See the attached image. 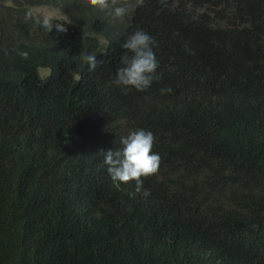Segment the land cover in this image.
Returning <instances> with one entry per match:
<instances>
[{
	"label": "trees",
	"instance_id": "trees-1",
	"mask_svg": "<svg viewBox=\"0 0 264 264\" xmlns=\"http://www.w3.org/2000/svg\"><path fill=\"white\" fill-rule=\"evenodd\" d=\"M109 4L0 0V264H264V0ZM136 31L159 79L125 92ZM140 129L161 163L137 191L103 153Z\"/></svg>",
	"mask_w": 264,
	"mask_h": 264
},
{
	"label": "clouds",
	"instance_id": "clouds-1",
	"mask_svg": "<svg viewBox=\"0 0 264 264\" xmlns=\"http://www.w3.org/2000/svg\"><path fill=\"white\" fill-rule=\"evenodd\" d=\"M88 3L101 10L110 6L109 0H88ZM111 6L114 8L115 17L120 18L127 14L128 9L123 6H116V0H111ZM40 11L44 16L39 20V23L48 32H51L54 27L57 33L67 32L65 24L53 22L52 17L60 12L49 7H42ZM32 18L33 13L28 10L25 13V20ZM66 19L67 17H64V20ZM122 47L126 51L121 57L122 67L117 70L114 83L125 92L132 88L138 91L148 89L154 80L159 79V76L156 75L158 62L152 51V47H158L155 38L147 31H136L126 38ZM18 54L25 59L28 58L27 52ZM83 59L88 64L90 72L97 68L98 61L95 55H85ZM160 91L164 94L170 92L171 89H161ZM153 142V133L143 129L131 131L126 137H121L122 147L120 149L103 153V163L107 166L110 177L114 181L123 183L135 181L137 191H140L143 184L141 177H148L157 173L160 167L161 157L152 152Z\"/></svg>",
	"mask_w": 264,
	"mask_h": 264
},
{
	"label": "rangeland",
	"instance_id": "rangeland-1",
	"mask_svg": "<svg viewBox=\"0 0 264 264\" xmlns=\"http://www.w3.org/2000/svg\"><path fill=\"white\" fill-rule=\"evenodd\" d=\"M41 72H42V74H48L50 71H49V69L44 68V69H40V73Z\"/></svg>",
	"mask_w": 264,
	"mask_h": 264
}]
</instances>
